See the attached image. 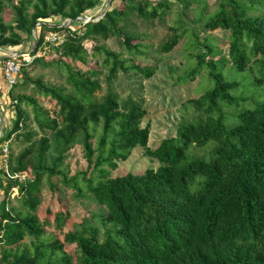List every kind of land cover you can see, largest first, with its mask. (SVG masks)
<instances>
[{"label": "trees", "instance_id": "trees-1", "mask_svg": "<svg viewBox=\"0 0 264 264\" xmlns=\"http://www.w3.org/2000/svg\"><path fill=\"white\" fill-rule=\"evenodd\" d=\"M99 1L0 0V46H21V38L14 32L31 37L38 26L41 47L45 34L59 31L49 26L51 18L76 21ZM7 4H15V26L3 22ZM153 5L141 0V7L135 10L138 17L163 20L166 14L160 11L168 8L167 3ZM126 14L115 10L98 23L86 24L85 34L73 38L72 43H68L72 36L67 30L59 49L49 47L60 57L50 62L37 59L23 68L10 92L11 106L17 111L16 131L21 123V129L28 130L26 122L31 121L42 134H49L40 140L38 150L41 157L54 156V168L46 167L51 176L61 175L56 170L66 155L77 145L83 147L88 165L97 175L86 182L88 199L107 213L104 235L87 226L82 232L66 233L63 241L46 238L51 224L36 216L41 206L40 180L25 184L13 180L10 189L19 188L28 214L15 216L4 208L0 215V264H264V0H220L217 12L205 25L209 32H228L229 56L238 71L244 72L251 59L259 58L257 77L243 87L252 93L256 105L245 108L247 99L236 92L241 84L216 73L215 68L223 62L217 64L202 55L197 69L205 68L206 81L214 86L188 102L197 111V120L181 124L176 138L163 140L155 151L148 148L150 129L142 127L147 113L140 105L123 102L111 92L97 100L102 71L96 63L89 66L88 53L81 46L90 37L107 39L109 34H120L115 26ZM8 32L11 39H5ZM182 36L181 29L171 27L161 53H172ZM122 41L131 57L146 56L142 42L133 45L137 38L124 35ZM208 51L207 55L213 53L210 48ZM91 55L104 60L108 82L119 72L134 71L147 79L156 73V68L128 66V61L105 47L95 48ZM31 68L65 74L71 92L34 80L29 76ZM24 84L31 87L32 94L23 91ZM225 108H243L229 127ZM98 131L101 134L95 147ZM4 141L1 139L0 145ZM209 146L212 149L207 157L196 158L194 150ZM137 148L157 161L158 169L141 177L111 179V172ZM32 154L30 149L20 157L17 173H26L28 166L40 171L38 164L28 162ZM67 218L63 213L56 215L54 225L59 233ZM27 239L31 244L23 248ZM66 246L75 249V259L66 253Z\"/></svg>", "mask_w": 264, "mask_h": 264}, {"label": "rangeland", "instance_id": "rangeland-1", "mask_svg": "<svg viewBox=\"0 0 264 264\" xmlns=\"http://www.w3.org/2000/svg\"><path fill=\"white\" fill-rule=\"evenodd\" d=\"M149 1L154 4L153 6L159 2L167 3L168 8L160 11L166 14L163 20H143L139 18L135 10L141 7V0H100L94 9L86 11L76 21L53 17L48 21V24L51 27H63L66 34L69 30L72 37L68 39V43H72L73 38H81L85 34L86 24L98 23L108 13L115 10L127 13L121 21L116 23L115 30L120 34H109L107 39L104 37H90L85 39L81 46L88 53L89 66H94L96 63L102 71V76L99 78L102 91L97 94V100H103L111 92L123 102L130 100L140 105L147 113L142 121V127H149L150 129L148 148L155 151L163 140L176 138L181 124L197 120V111L190 107L188 102L197 99L214 86L212 81H206L205 76L208 75V71L205 68L197 69L200 56L204 55L208 61L217 64L223 62L222 67L219 65L218 68H215L216 73H222L225 79L235 80L241 84L236 92L239 98L244 97L247 99L245 108H252L256 105V102L251 98L252 93L248 90L244 91L243 87L254 80V77H257L259 68L257 61L259 58L251 59L244 72L238 71L229 56L231 45L228 32H209L205 30V25L212 15L217 12L220 0H205V3H202V0ZM15 4L17 5V2ZM15 4L4 5L2 18L5 25H16ZM171 27L181 29L183 36L178 47L172 53L165 55L161 53L160 47L170 36ZM14 33L20 36L21 46H0L1 72L3 61L11 57V54L33 50L34 37L36 34L41 33V28L34 27L31 37L20 31ZM124 35L133 36L139 40L133 42V45L142 42L145 49H141V51L145 52L146 56L131 57L127 54L122 41ZM6 38H12L9 32ZM98 47H105L121 56L122 60L129 62L128 66L156 68V73L152 78L147 79L134 71L119 72L116 79L108 82V70L103 69L104 60L102 58L93 59L91 55L92 51ZM57 48L59 49V47ZM208 48L213 50L211 55H207ZM54 51V49H48L46 54L45 52L40 54V58L37 59L41 60L43 58L47 62L56 60L60 55ZM29 71V76L34 80L40 79L46 84L64 88L71 92L65 74L58 73L53 69L43 70L42 68H31ZM6 86L8 88L7 104L4 106L5 112L0 111V140H5L0 145V215L4 208L6 211L13 212L15 216L21 213L28 214L19 197V188L10 189V182L18 180L21 184H25L38 178L40 182L37 189L41 198V206L36 216L40 222L47 221L51 224V227L46 229V238H59L63 241L66 233L82 232L87 226L96 227L100 230L101 235H104L103 222L107 217V213L103 208L93 204L88 199L90 194L86 189V182L92 178L95 179L97 175L94 168L89 167L83 147L77 145L66 155L61 168L56 170L61 175L51 176L46 167L54 168L52 164L54 156L49 153L41 157L38 150L40 140L44 136H49V134H42L31 121L26 122L30 125L28 130L21 129L24 126L21 123L19 130L16 131L15 117L17 111L16 108L13 109L11 106V89L7 84ZM23 91L27 94L33 93L31 87L27 85H25ZM39 102L48 108L45 101L39 99ZM241 110L243 108L238 111ZM238 111L237 109L229 110L225 108L227 127L233 125L234 117L238 115ZM9 134L10 136L7 138ZM100 134V131L96 134L95 147ZM6 145L8 146L9 155L6 160H3L2 156ZM30 149L33 150V154L29 157L28 162L29 164H32V162L38 164L40 171L36 172L28 166L26 173H17L18 160ZM211 149L212 146L204 150H194L196 158L207 157ZM158 167V162L147 157L143 148H137L126 162L118 164V169L111 172L110 178L116 179L128 175L141 177L148 170H157ZM94 184H96V181ZM59 213H63L65 216L68 215L61 233L57 231L54 225L56 215ZM31 241L27 239L21 246L23 248L28 247ZM65 251L75 259V249L73 247L66 246Z\"/></svg>", "mask_w": 264, "mask_h": 264}, {"label": "built area", "instance_id": "built-area-1", "mask_svg": "<svg viewBox=\"0 0 264 264\" xmlns=\"http://www.w3.org/2000/svg\"><path fill=\"white\" fill-rule=\"evenodd\" d=\"M59 31L51 32L45 34L42 42V46H39L40 34L34 37V48L30 52H15L11 54V57L3 61L2 64V74L6 84L12 89L18 82L20 73L23 68H26L34 63L37 58H40V54H46V51L51 46H61L65 43L67 34L63 27H58ZM40 48V49H38ZM8 146H5L4 154L2 156L3 160L8 157Z\"/></svg>", "mask_w": 264, "mask_h": 264}, {"label": "crops", "instance_id": "crops-1", "mask_svg": "<svg viewBox=\"0 0 264 264\" xmlns=\"http://www.w3.org/2000/svg\"><path fill=\"white\" fill-rule=\"evenodd\" d=\"M7 91H8V88L4 81V78L1 72V65H0V111H4V112H5L4 106L7 104V96H8ZM15 121H16V117H15Z\"/></svg>", "mask_w": 264, "mask_h": 264}]
</instances>
